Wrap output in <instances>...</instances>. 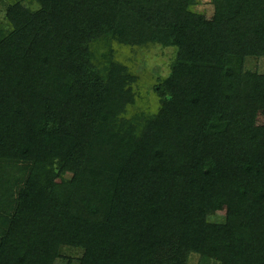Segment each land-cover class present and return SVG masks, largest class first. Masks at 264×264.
<instances>
[{"label": "trees", "instance_id": "16d2710c", "mask_svg": "<svg viewBox=\"0 0 264 264\" xmlns=\"http://www.w3.org/2000/svg\"><path fill=\"white\" fill-rule=\"evenodd\" d=\"M5 1L0 264L62 247L79 264H264V75L244 70L264 0H213L211 19L197 0ZM153 45L177 55L143 82L119 50Z\"/></svg>", "mask_w": 264, "mask_h": 264}, {"label": "rangeland", "instance_id": "374dc122", "mask_svg": "<svg viewBox=\"0 0 264 264\" xmlns=\"http://www.w3.org/2000/svg\"><path fill=\"white\" fill-rule=\"evenodd\" d=\"M5 0H0V20L4 19L6 14L5 6L1 5ZM238 3L244 0H237ZM191 10L196 14H201L207 19H211L215 13L213 0H197V4L192 6ZM123 61H126L129 66L133 67L136 73L140 76L143 82L154 80L160 77H167L171 73V64L174 61L177 50L174 47H163L161 45H153L145 49L137 51L130 48H122L119 50ZM244 70L246 73H256L258 76L264 75V54L251 56L244 61ZM146 88L150 87L147 83ZM151 101L155 104L158 98L154 95ZM140 102V101H139ZM142 106V103H139ZM256 124L264 125V110H260L256 116ZM70 177L69 175H66ZM227 208L218 200H212L208 205V217L210 221L223 223L226 219ZM228 251L227 243H220L217 248V258L222 260ZM82 256V251L70 247H62L61 257L56 260V264H79V258Z\"/></svg>", "mask_w": 264, "mask_h": 264}]
</instances>
